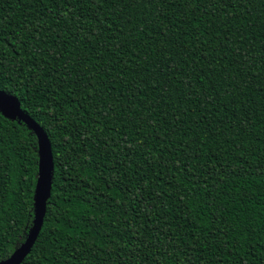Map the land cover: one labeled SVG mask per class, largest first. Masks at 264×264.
Wrapping results in <instances>:
<instances>
[{
    "label": "trees",
    "instance_id": "16d2710c",
    "mask_svg": "<svg viewBox=\"0 0 264 264\" xmlns=\"http://www.w3.org/2000/svg\"><path fill=\"white\" fill-rule=\"evenodd\" d=\"M0 90L50 144L19 264H264V0H0ZM36 178L0 110V262Z\"/></svg>",
    "mask_w": 264,
    "mask_h": 264
},
{
    "label": "water",
    "instance_id": "95a60500",
    "mask_svg": "<svg viewBox=\"0 0 264 264\" xmlns=\"http://www.w3.org/2000/svg\"><path fill=\"white\" fill-rule=\"evenodd\" d=\"M0 110L11 118H17L27 125L36 136L37 144V178L35 189L34 214L31 226L23 240L10 255L0 264H19L29 252L40 229L45 212V201L49 191V177L51 168L50 144L43 129L26 113L11 95L0 90Z\"/></svg>",
    "mask_w": 264,
    "mask_h": 264
}]
</instances>
